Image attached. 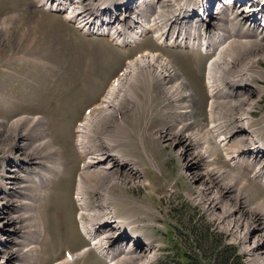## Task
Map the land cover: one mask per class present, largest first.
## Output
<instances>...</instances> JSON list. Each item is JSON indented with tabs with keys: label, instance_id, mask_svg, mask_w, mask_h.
Masks as SVG:
<instances>
[{
	"label": "rangeland",
	"instance_id": "1",
	"mask_svg": "<svg viewBox=\"0 0 264 264\" xmlns=\"http://www.w3.org/2000/svg\"><path fill=\"white\" fill-rule=\"evenodd\" d=\"M139 1L132 0V6ZM235 1L241 0L213 2L212 12L217 28L224 30L228 14L232 11L231 15L236 18L230 20V25L234 26L236 22L242 25L238 36L240 43L243 38L247 41L242 43L244 47L260 36L263 40L264 31L258 26L264 23V10L257 16V24L253 28L242 19L245 15L250 16L246 5L240 3L237 10ZM166 11L173 14L170 6ZM171 16H166L163 21ZM207 22L209 24V20L204 27L208 30L210 26ZM191 24L192 21L186 26ZM240 43L238 47H241ZM260 43L251 44L247 53L244 56L241 54L242 57L258 60L250 70L258 75L254 79L256 86L237 90L231 97L233 100L254 102L250 112L252 127L264 138V42ZM234 45L226 46V41H223L222 48L225 53L236 55L238 51L237 47L233 48ZM145 49L156 55L155 66L161 65L166 58L169 60L172 70L182 78L183 95L176 104H171L163 94L162 86L173 87L174 80L153 78L150 90L137 84L134 94L135 99H140L138 105L137 101L125 99L121 102L120 114L115 108L109 113L102 107L98 116L92 118L94 122L99 120L94 127L95 150L104 148L102 140L105 141L106 135L115 134V141L119 142L118 150L121 148L125 155L134 158L135 163L132 159L133 164L120 169L113 183L103 179L104 176L91 178L92 188L85 187L90 208L102 213L99 193L113 196L111 206L118 210L119 218H124V225L139 231L142 241L147 243L146 239H149L155 249V257L148 264H185L187 259L183 246L192 225L195 230L199 228L206 234L218 235L217 242L222 238L223 242L235 245L242 264H264V251L252 254L250 250L253 241L263 231V228L255 226L258 223L251 219L252 213L246 210L244 215L227 217L239 196L244 202L242 208L264 214V187L249 177L260 157L264 158V153H260V157L252 154L250 159L249 154L248 159L244 157L246 160L233 168L225 161L223 149L208 135L205 136L208 122L212 120H207L206 108L211 100L204 91L205 76L209 63L216 56L163 50L156 47L147 35L141 37L136 48L127 56L104 40L86 39L60 16L37 10L32 0H0V264H49L63 258L64 248L72 251L88 244L78 232V207L71 197L73 190L80 185L77 173L79 153L74 147L77 137L75 121L81 120L84 109L97 100L108 79L121 68L123 59L132 58ZM17 54L28 55L30 59L13 60ZM118 93L116 101L123 95ZM244 110V106L223 97L215 108V112L219 113L218 117L215 116V123L226 122L221 124V128H225L228 135L226 138L231 148L227 150L231 151L230 154L249 138L247 131L237 134L238 128L244 129V126L231 119L239 117ZM104 122L106 124L100 125ZM121 122L127 131L126 136L117 130ZM179 131L194 133L198 142L209 145L212 152L207 165L193 164L190 153H183L177 142L164 137L165 132L174 135ZM33 149L38 152L39 158L28 162L26 155ZM106 149L104 152L108 151ZM96 151H87V156ZM134 164L136 168L131 173L128 168L135 167ZM205 170L222 173L221 180L213 189L203 180V173L209 172ZM87 172L83 178L88 177ZM34 176L41 177L40 186L33 183ZM9 181H13L9 194H3ZM232 184L235 192L223 189L225 185ZM218 191H222L219 204L213 209L208 199ZM14 216L20 218V224L12 225ZM261 223L264 226V217ZM246 225L255 227L254 231L248 232ZM127 242L131 244L132 239ZM128 243L126 245L129 246ZM209 243L210 238L206 237L201 245L206 253L210 250L207 247ZM261 244L264 246V242ZM15 249L19 251L16 258L6 257ZM100 256L89 249L68 264H106V258ZM195 257L192 255L190 264L196 263ZM199 260L203 263L208 259L205 256Z\"/></svg>",
	"mask_w": 264,
	"mask_h": 264
},
{
	"label": "bare ground",
	"instance_id": "2",
	"mask_svg": "<svg viewBox=\"0 0 264 264\" xmlns=\"http://www.w3.org/2000/svg\"><path fill=\"white\" fill-rule=\"evenodd\" d=\"M40 1L41 0H37V2H40ZM71 1L73 0H70L69 4H73V3L79 4L80 2L83 3L85 1V4L87 5L88 8H93L95 5L94 3L95 0H75L74 2H71ZM241 1H235L237 9ZM48 2L49 0H45V2H40V3L42 6L48 7ZM213 2H215V0H199L198 2H196V4L193 3L192 5L194 6V5L200 4L198 5L200 7V12H201V8L202 10L204 9L203 15L207 14L205 20L207 19L209 20L208 25L211 26V29L209 31H205L204 29L205 21L201 19L200 21L201 24L199 25L196 23L194 25L195 29H193L189 33L190 36L195 37L196 41L189 42V35H185V37H183L181 41L187 45L188 51L193 52V53H199L200 50L198 48L191 47L192 44H195L198 41L202 42L203 44H207V48L205 49L206 50L205 56H210V55L216 56L209 63L208 72H207L208 76H207V79L205 80L206 90L211 100V103L209 106L210 108L209 115L211 117L209 116V118L210 120L212 118V120L209 121L210 123L208 122L207 128L209 129L208 130L205 129V136L207 137L208 135V137H210L213 140L216 137L223 138V140H219L218 143L220 144L222 148L226 147L227 149H230L231 147H229L228 145V140H226V137H228V135H226V132L222 130L223 127L221 128V124L226 123V122L217 121L215 123L214 121L215 116L218 117L217 115H219V113L215 112V108H216V105L218 104V100L222 97L225 99H231L239 106H244V109H245L244 112L239 117H232L231 119H232V122L236 120V121H239L244 126V129H240L237 127L239 129V131H237V134L245 133L244 131H247L249 133V138L245 140L247 144L246 142H242L243 144L241 143L240 147L239 148L237 147L238 149L236 148L237 150L232 148L233 150H236V151L230 154L231 151L228 150L226 154V156L228 155V157L231 158L230 160L232 161L234 165H238L243 160L248 159L249 154H250V157H249L250 159L252 157V154H256L258 157V153H264V148L261 149L256 146L253 147L254 143H260V145L261 144L264 145V139L262 138L261 134H258L256 132L255 127H252L253 124H252L250 112L255 106L254 102L248 103L249 101L244 102L238 99L233 100L234 98L231 97V94H234L237 90H240L243 88L245 89V87H248V86H256L254 84L255 83L254 79H257L258 75L251 73L250 70L252 66H254V64L258 63V60H255V58L249 59L246 55H245L246 57H242L241 54L244 56V54L247 53V47H249L253 43L255 44V42L257 45H261L260 42H264V39L262 40L260 36L258 37L256 41H252V42L249 41L248 46L244 47L242 43H246L247 41L243 38L244 41L240 43L241 41H239V36H237V32H239L242 26L239 23L235 24L237 30L233 26L232 30L229 31V33H226V31H223V33L220 32L218 29L214 27L215 15L212 12L213 10L212 7L214 6ZM50 4L54 5L55 7L59 6V2L57 3V0H51ZM231 12H230V15L233 14ZM134 20H138L136 16L133 18V22ZM144 21L138 20L136 27H133V32L131 35L133 42L128 43V44L136 43V39L137 41L138 40L140 41L141 37L146 33L149 24L147 23V21L146 22ZM243 21L249 22L253 26V28L256 27V24H257L255 23L256 19L252 15L243 16ZM262 29L264 30L263 27ZM247 33L253 34L249 31H247ZM152 36L155 37V39L158 42L159 37L157 33L155 34V32H153ZM174 40L176 41L177 39H174ZM223 41H226V46L230 44H235L233 48L237 47V51H238L237 54L235 55V54H232L231 52L225 53L224 49L222 48ZM239 43L241 44L243 51L241 47H238L237 44ZM173 44L175 43L173 42ZM232 49L231 51L234 50ZM155 58H156L155 54H153L152 52H147L141 55V57L136 61L135 68L128 69V71L124 74V78L119 80V82L116 84L117 85L116 90L114 87V89L110 92V94L103 101L105 105H102V106L106 110H109V113L114 112L113 109L115 108L117 112L120 114V110L122 108L121 102L124 101L125 99L132 100L134 102L137 101L136 103L138 105L140 103V99L138 97L135 99V94H134L137 84H142L146 86L147 90H150L151 85L154 82L153 78H156L157 80H166V78H170L174 80L175 86L167 87L166 84H164L162 86V88H164L162 89V92L167 97V100L171 101V104L177 103V101L181 98L180 96L183 95L182 78H180V74L172 70V65L170 64L167 58L164 59L163 63L159 66L154 65ZM259 78H261V75L259 76ZM122 80H124L125 84L128 85V87H126L125 89H124V85L120 84ZM118 92H122L123 95L121 96V99L119 97V101H116L115 99L117 98V95H119ZM114 104H116V106L118 105L119 106L115 107ZM116 114L114 113V115ZM97 123L99 124V120L94 122L92 121V119H90V117H89V120H86L83 123L84 126L81 127L82 133H80L78 136L81 143L85 142L88 135L91 136L90 130L92 128L90 127V124H93V126L95 127ZM210 128H212L213 130L212 129L210 130ZM117 130L121 133V135L123 134L124 136H126L127 131L124 127L123 122L119 123ZM93 136L95 137L96 134H93ZM254 136H257V142H253V140L255 139ZM116 137L117 136L115 134L114 135L108 134L105 136L104 139L105 141H110V140L113 141V140H116ZM164 137H166L167 140H172V141L177 142V144H179L180 146V151H182L183 153H190L191 162H193V164L197 166L204 167L205 165H207L208 160L211 158L212 151L209 145L204 142H201V143L198 142L196 140V135L194 133L185 134L179 131V133L173 135V134H170L169 132H165ZM248 147H250V149H248ZM109 150H111V148H108V151L106 152L104 151L100 152L94 158L91 157L89 161L86 162V171H88L87 172L88 177L87 178L82 177L83 175L86 174L85 172L80 177L81 179L79 178L80 185L82 186V188L79 187V190L81 193L86 191L88 188H92L90 185L91 178H93L95 175L101 176V178L104 176L103 179L110 180L109 182L113 183V180L115 179V176L117 175V173L121 172L119 171L120 169H123V167L128 165L129 163L133 164L132 161L130 160L127 161L123 157L121 160L116 159L115 157H113L112 154H110ZM245 155H248L246 159H244ZM38 158H39V154L34 149L33 151H31L29 154L26 155V161L28 162H30L33 159H38ZM135 168L136 166L133 168H128V169H130L132 173L133 170H135ZM54 170H51L52 173H54L53 172ZM205 171H209V170H205ZM256 171H257V175L255 176V178H259L261 181H264V158L260 157V161L256 164ZM221 175L222 173L220 172L211 173L209 171L208 173H203L202 177H204L203 180H206L208 182L207 186L210 189H213L212 187L215 188L217 186V181L221 180L220 178ZM12 185H13V181H9L6 186L10 188ZM223 189H225L226 192L236 191V188L233 184L225 185ZM221 193L222 191L214 192V194L211 197H209L208 203L212 204L210 206L211 208L214 209L219 204V198L221 196ZM99 195H100L99 198L101 200V205L99 203V206L101 210L103 211L102 213L101 211H98V209H95V211L89 212L87 200H84L83 207L81 210L84 211V213L87 215L90 221H94L93 223H90L87 226L89 227V234H92L94 236L98 247L101 249V251L99 252L101 257L103 258L105 257L109 264H148L155 257V249L152 248L150 241L146 239V241L148 242L144 243L142 241L141 235L139 234V231L133 229V227L130 228L131 226H128V224H125L123 226V222L120 220L121 218L119 219L115 213L113 214V216H111V213H112L111 209L113 208L111 207L110 201L114 199L113 196L107 193H99ZM239 197L240 198L236 206L233 208V210L229 211L230 213L227 214V217L233 214H236V215L238 214V216L244 215L246 213V210L247 212L252 213L251 219H253V221L258 223V224L255 223L256 225L255 224L254 225L259 226L260 229L263 228L262 234H259L258 237H256L255 241H253V243L251 244V249H250L252 251L251 252L252 254H259L264 251V246H262L263 244H261L262 242H264V226H261L263 225L261 222L263 221L264 214L257 213L256 210L242 208L244 206V205L242 206L244 202H242L241 200L242 196H239ZM11 221H12L11 222L12 225L20 224V218L18 216L17 217L14 216ZM111 221L113 222L109 224V222ZM246 229L249 232L255 229V227H249L248 225H246ZM129 238L132 239L131 244L133 245H129V246L126 245L128 243L127 241ZM124 240L126 241L125 243H123ZM133 248H137V250ZM18 255H19V251L15 249L9 252L6 255V257L11 256V258H16ZM68 263L69 262H65L63 264H68Z\"/></svg>",
	"mask_w": 264,
	"mask_h": 264
},
{
	"label": "trees",
	"instance_id": "3",
	"mask_svg": "<svg viewBox=\"0 0 264 264\" xmlns=\"http://www.w3.org/2000/svg\"><path fill=\"white\" fill-rule=\"evenodd\" d=\"M188 230L189 234H186L187 239L183 246L185 248L183 250L184 255L187 259L185 264H190L192 255L196 256L195 264H242L241 255L235 245L223 242L222 238L217 242L218 235L214 236L215 234L213 233L206 234L199 228L195 230L193 225ZM206 237L210 238V243L207 245L210 250L207 253L201 246ZM205 256H207L208 260L202 263L199 259ZM208 256L211 257L209 258Z\"/></svg>",
	"mask_w": 264,
	"mask_h": 264
}]
</instances>
